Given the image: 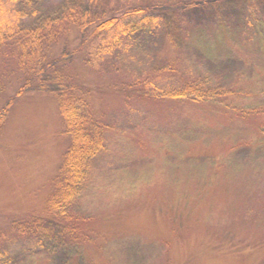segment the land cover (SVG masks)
<instances>
[{"label": "rangeland", "instance_id": "rangeland-1", "mask_svg": "<svg viewBox=\"0 0 264 264\" xmlns=\"http://www.w3.org/2000/svg\"><path fill=\"white\" fill-rule=\"evenodd\" d=\"M166 1L27 0L18 9L29 14L23 26L47 27L48 36L65 8L106 18L118 6ZM161 17V29L132 37L126 55L97 66L80 54L70 65L71 80L100 88L90 111L109 134L90 184L67 207L82 233L74 242L42 235V249L0 264H264V118L247 126L189 103L112 92L199 81L228 86L236 106L264 105V0ZM47 43L51 51L55 43ZM17 44H0V107L24 81ZM33 96L0 126V251L19 234L33 236L20 212L43 206L69 146L56 102Z\"/></svg>", "mask_w": 264, "mask_h": 264}, {"label": "trees", "instance_id": "trees-1", "mask_svg": "<svg viewBox=\"0 0 264 264\" xmlns=\"http://www.w3.org/2000/svg\"><path fill=\"white\" fill-rule=\"evenodd\" d=\"M226 1L170 0L126 4L118 6L106 18H98L91 10L78 13L75 8H65L60 12L62 16L52 21L51 33L45 36L47 27L23 26L22 22L29 14L19 10L18 6L27 0H0V44L17 38V45L22 49L19 66L24 80L0 107V126L19 101L36 94L37 98L49 97L56 102L64 122L63 134L69 141L53 179L51 194L43 206L33 208L30 212L19 211L21 216L28 217L26 226L33 230V236L19 234L18 239L10 241L0 251V258L39 251L44 247L42 235L51 232L59 240L74 242L83 231L78 220L68 215L67 207L80 190L90 184L93 163L105 151L108 128L96 120L90 111L96 96L102 95L100 88L79 84L69 78L74 74L70 65L76 61L77 56L84 54L86 61L99 66L114 54L126 55L132 37L158 32L162 26L161 15L213 7ZM46 43H55V46L49 51L50 47H44ZM170 45L173 46L171 41ZM166 69L165 73H174L171 66ZM161 82V88L158 83H148L143 87V92L131 86L114 87L112 92L114 96L129 100L136 98L164 103H189L200 110H206L214 118L221 116L222 119L239 121L247 126L264 118V105H234L232 100L236 98L235 92L225 84L214 88L199 81L181 83V86L168 81ZM15 210L17 213L16 207ZM14 215L19 217L18 213ZM21 229L26 230L24 227ZM88 233L89 236L97 237L94 230ZM225 251L229 255L236 254L235 249Z\"/></svg>", "mask_w": 264, "mask_h": 264}]
</instances>
